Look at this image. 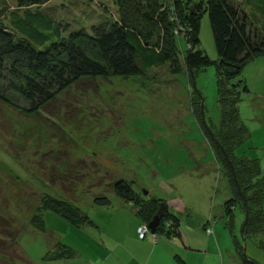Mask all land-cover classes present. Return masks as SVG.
Wrapping results in <instances>:
<instances>
[{
	"label": "rangeland",
	"instance_id": "rangeland-1",
	"mask_svg": "<svg viewBox=\"0 0 264 264\" xmlns=\"http://www.w3.org/2000/svg\"><path fill=\"white\" fill-rule=\"evenodd\" d=\"M233 1L264 35V1ZM38 7L67 24L61 35L81 26L89 31L91 24L117 16L112 0H47ZM23 11L15 0H0V23L11 26L14 13ZM198 38L199 47L215 59L205 12ZM179 45L184 50L182 38ZM150 69L147 76L81 77L36 110L26 109L16 95L0 98V216L15 230L21 252L15 259L0 257V264H116L119 252H147L151 246L137 239L133 205L109 185L118 178L130 181L142 196L185 204L182 220L187 217L198 231L193 236L195 255L184 258L185 264H241L234 237L246 258L264 264V226L242 239L244 216L238 204L227 221L222 202L230 195L229 187L191 110L190 96L196 89L205 121L217 125L214 64L193 69L191 77L182 62L174 73L166 63ZM231 82H237V113L246 127L234 154L257 159L264 185V55L243 63ZM99 194L107 196L108 204L94 201ZM43 195L69 200L92 222L75 225L41 208L38 227L31 217ZM146 233L144 241L152 240ZM155 235L165 240L166 246H160L169 256L154 264H178L182 256L173 240L179 239ZM57 241L70 255L45 257L60 245Z\"/></svg>",
	"mask_w": 264,
	"mask_h": 264
},
{
	"label": "trees",
	"instance_id": "trees-1",
	"mask_svg": "<svg viewBox=\"0 0 264 264\" xmlns=\"http://www.w3.org/2000/svg\"><path fill=\"white\" fill-rule=\"evenodd\" d=\"M15 1L24 11L14 13L11 26L0 23V98L6 100L16 95L15 99L27 105L28 110L38 109L81 77L147 76L151 66L165 63L174 73L179 71L181 62L191 77L193 69L213 63L217 125L205 121L202 96L196 89L190 96V105L229 187L230 195L222 202V211L230 222L233 207L238 204L242 209L245 214L242 239L264 226V185L258 161L255 157L234 154V148L246 134V127L237 113V82H231L243 63L256 55H264V35L251 25L233 0H112L117 8L116 18L91 24L89 31L81 26L65 35L60 31L67 29V24L38 7L47 0ZM261 10L264 13V4ZM202 12L209 21L215 59L199 47ZM180 38L184 50L180 49ZM241 89L247 90L245 85ZM109 185L115 195L134 204L135 214L141 220L139 224H146L158 208L161 210L151 236L165 233L170 237L176 233L179 217L164 200L135 193L130 181L123 178ZM93 199L103 205L109 201L103 194ZM41 208L52 209L75 225L92 222L69 200L43 195L37 212L31 217L38 227L42 226L38 213ZM234 244L241 264H260L244 256L236 237ZM56 246L45 257L57 259L70 255L64 245ZM19 254L16 232L0 216V257L15 259Z\"/></svg>",
	"mask_w": 264,
	"mask_h": 264
},
{
	"label": "crops",
	"instance_id": "crops-1",
	"mask_svg": "<svg viewBox=\"0 0 264 264\" xmlns=\"http://www.w3.org/2000/svg\"><path fill=\"white\" fill-rule=\"evenodd\" d=\"M168 204V208H170L171 210H173L177 216L179 217V224L177 226L176 229V233L173 235L174 237H177L179 240L174 239V248L176 249V252L181 254L180 257L178 258V264H185V259H189L191 260V258L195 255L194 251L196 247H193V245L196 246V242L195 239L193 238V236H198V231L196 230V228H194L193 226H191L188 223V218L186 217V219L182 220L183 216L187 215V212H185L186 206L185 204H183L181 202V200L178 201H165ZM131 203V202H130ZM132 204V203H131ZM134 207V213H135V206L134 204H132ZM190 214V213H188ZM134 225L137 226L141 220L138 218H134ZM136 222V223H135ZM204 224H202L203 227ZM206 226V225H205ZM135 231H136V227H135ZM195 231V232H194ZM137 234V233H136ZM152 240H147L144 241V236L143 237H139L137 236L138 240H141L142 243L140 244H144V243H148L151 247L150 249L146 252V251H132L133 254L132 255H128V256H124L126 253L125 252H119V254H121V257H118V263L120 264H154L155 261H158L160 259H163L165 262V258L168 257L169 255L167 253H169V251H165V248H162L160 246V244L166 246V242L165 240H161L159 237H157L156 235H153ZM205 243H207V241H205ZM168 245V244H167ZM157 248V249H155ZM176 253V255H177ZM125 257H128V261L126 260ZM136 259V260H135ZM131 261H133L132 263H130Z\"/></svg>",
	"mask_w": 264,
	"mask_h": 264
},
{
	"label": "water",
	"instance_id": "water-1",
	"mask_svg": "<svg viewBox=\"0 0 264 264\" xmlns=\"http://www.w3.org/2000/svg\"><path fill=\"white\" fill-rule=\"evenodd\" d=\"M161 215V210L159 208L152 214L151 218L146 222V226L149 229V232L153 233L155 230L156 225L158 224L159 218ZM245 220V214L243 217V221ZM239 231L241 232V226Z\"/></svg>",
	"mask_w": 264,
	"mask_h": 264
},
{
	"label": "built area",
	"instance_id": "built-area-1",
	"mask_svg": "<svg viewBox=\"0 0 264 264\" xmlns=\"http://www.w3.org/2000/svg\"><path fill=\"white\" fill-rule=\"evenodd\" d=\"M147 231H148V227L144 222L136 226V232L139 237H143L144 235H146ZM205 232L207 233L210 232V228L206 227Z\"/></svg>",
	"mask_w": 264,
	"mask_h": 264
},
{
	"label": "bare ground",
	"instance_id": "bare-ground-1",
	"mask_svg": "<svg viewBox=\"0 0 264 264\" xmlns=\"http://www.w3.org/2000/svg\"><path fill=\"white\" fill-rule=\"evenodd\" d=\"M148 231H149V229H148ZM151 233V232H150ZM145 236V235H144Z\"/></svg>",
	"mask_w": 264,
	"mask_h": 264
}]
</instances>
